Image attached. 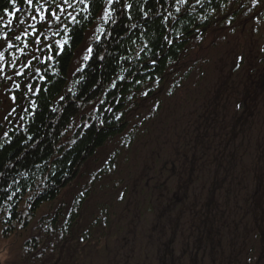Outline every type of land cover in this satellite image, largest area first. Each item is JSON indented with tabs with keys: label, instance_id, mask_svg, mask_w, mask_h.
<instances>
[{
	"label": "rangeland",
	"instance_id": "374dc122",
	"mask_svg": "<svg viewBox=\"0 0 264 264\" xmlns=\"http://www.w3.org/2000/svg\"><path fill=\"white\" fill-rule=\"evenodd\" d=\"M262 1L251 0L252 5L247 3L248 11L245 9L236 17L231 16L233 9L227 8L229 20L219 14L206 34L194 36L185 54L167 70L165 77L149 86L150 95L139 96L138 101L129 104L128 113L124 112L127 129L84 164L80 176L62 190L58 199L43 204L33 213L29 203L25 207L21 204V222L10 226L0 223V264H43L47 258L60 259L62 255L65 264H124L127 260L130 264H185L183 253L190 255L192 247L188 248L180 235L186 234V230L169 223L171 213L161 215L156 194L147 196V192H138V180H147L146 174L159 161L156 153H164L158 149L159 143L162 145L170 136L183 133V114L192 103L189 95H197L211 80L218 86L230 73L236 78L237 60H241L245 73L259 60L252 57V52L264 55ZM62 2L60 10L70 15L72 4ZM106 17L104 11L89 32L73 68L82 64L88 40L99 34ZM17 40L19 43L12 42L14 48L20 46V36ZM4 47L0 43V120H6L13 112L14 89L18 87L15 76L19 75L14 72L25 64L12 59L10 44L7 49ZM253 96L245 95L250 112L239 117L245 121L242 127L247 124L246 138L241 142L239 132L236 145L229 151L232 155L236 153L235 159L230 161L231 165L223 162L219 172L218 181L223 171L231 168V174L215 196L214 215L222 217L211 227V237L218 252L203 257L202 248L197 262L193 260L190 264H264V107L262 103L255 104L258 97ZM95 112V106L91 105L84 114L87 118ZM238 116H233V120ZM190 166L189 161L187 167ZM201 172L209 184L211 177L206 170ZM195 218L193 213L185 219L198 222ZM245 220L249 222L247 230ZM175 230L178 232L175 243L165 245L166 233L173 236Z\"/></svg>",
	"mask_w": 264,
	"mask_h": 264
},
{
	"label": "trees",
	"instance_id": "16d2710c",
	"mask_svg": "<svg viewBox=\"0 0 264 264\" xmlns=\"http://www.w3.org/2000/svg\"><path fill=\"white\" fill-rule=\"evenodd\" d=\"M62 1L72 4L70 15L60 10ZM62 1L0 0V43L25 63L14 72L13 112L0 120V223L21 222V204L33 213L58 199L84 164L127 129L129 104L150 95L149 86L165 77L193 37L206 34L219 14L229 20L227 8L236 17L251 3ZM104 11L102 29L88 40L91 51L73 68ZM91 105L96 112L86 118Z\"/></svg>",
	"mask_w": 264,
	"mask_h": 264
},
{
	"label": "flooded vegetation",
	"instance_id": "af4514ba",
	"mask_svg": "<svg viewBox=\"0 0 264 264\" xmlns=\"http://www.w3.org/2000/svg\"><path fill=\"white\" fill-rule=\"evenodd\" d=\"M252 57L259 60L245 73L241 60H237L234 64L237 69L236 78H232L230 73L218 86L216 81L211 80L206 87L197 92V95L188 96L192 103L183 114L181 123V127H184L183 133L170 136L162 145L159 143L158 149L164 153H156V160L159 161L154 164L156 167L146 174L147 180L145 182L138 180V192L143 194L147 192V196L156 194L159 197L158 210L161 215L171 213L169 223L174 222L186 230V234L180 232V235L184 244L188 248L191 245L192 247L190 255H186L185 251L183 253L185 264H190L193 260L197 262L202 248L203 257H206V254L216 255L218 252L217 244L211 237V227L222 217L218 213L214 215V211L217 210L215 196L217 190L227 181L231 168L228 172L223 171L220 181L219 172L223 162L231 165L230 161L235 159L236 153L232 155L229 151L231 146L236 145L239 132L242 136L241 142L246 138L247 124L242 127L245 121L239 118L250 112L245 95L254 94L253 97H258L254 100L255 104L262 103V108L264 107V55L252 52ZM178 107L181 109L182 104L180 103ZM236 115L239 116L233 120V116ZM189 161L191 166L187 167ZM202 170H206L207 175L211 177L209 184ZM235 203L237 204L236 201ZM245 211L246 217L248 209ZM193 213L198 222L185 219L187 214L191 216ZM200 216H203L202 220L199 219ZM182 219L185 220L182 222ZM242 222L240 219V223ZM221 226L227 228L223 223ZM244 226L247 230L249 222L245 220ZM177 236V230L173 232V236L171 232L166 233L167 242L164 244L175 243ZM221 236L222 234L220 239ZM205 242L208 243L206 247L203 246ZM209 246L210 251L207 253ZM63 256L60 260L64 261ZM191 256L196 259H192ZM124 264H130L129 260Z\"/></svg>",
	"mask_w": 264,
	"mask_h": 264
},
{
	"label": "bare ground",
	"instance_id": "6f19581e",
	"mask_svg": "<svg viewBox=\"0 0 264 264\" xmlns=\"http://www.w3.org/2000/svg\"><path fill=\"white\" fill-rule=\"evenodd\" d=\"M87 49H89V47ZM10 225L11 224H9L8 226H10ZM58 258H51V257L47 258V259L43 260V264H53L54 262H55V264H65L63 260H60Z\"/></svg>",
	"mask_w": 264,
	"mask_h": 264
},
{
	"label": "snow or ice",
	"instance_id": "6c2138e0",
	"mask_svg": "<svg viewBox=\"0 0 264 264\" xmlns=\"http://www.w3.org/2000/svg\"><path fill=\"white\" fill-rule=\"evenodd\" d=\"M13 4L15 3V0H12ZM29 3H31V0H28ZM59 43V42H58ZM91 51V49H89ZM87 58V57H86Z\"/></svg>",
	"mask_w": 264,
	"mask_h": 264
}]
</instances>
